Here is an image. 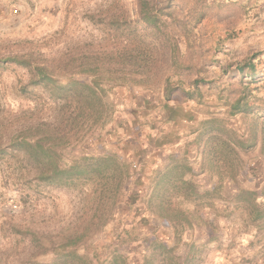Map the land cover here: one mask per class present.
Segmentation results:
<instances>
[{"label": "rangeland", "instance_id": "obj_1", "mask_svg": "<svg viewBox=\"0 0 264 264\" xmlns=\"http://www.w3.org/2000/svg\"><path fill=\"white\" fill-rule=\"evenodd\" d=\"M115 2L0 0L1 140L22 126L24 117L36 107L34 98L26 91L28 71L5 61V57L29 51L57 60L82 55L83 61L90 65L95 62L93 52L106 50L107 42L112 47L120 39L115 38L118 30H110L103 23L113 10L107 11L111 3L120 10ZM123 3L128 16L136 19V0ZM154 3L166 20V32L153 35L138 27L137 32L129 31V46L140 40V45L154 47L156 66L154 73L148 71L152 81H101L108 89L105 100L113 107L111 118L63 151L66 163L82 154L114 152L130 165H137L131 169L112 219L91 239V248L86 250L90 256L103 260L116 249L126 256L127 264H139L156 241L175 244L181 260L189 243L196 241L192 254L196 264H264V248L256 241L254 231L238 212L229 211L233 181H223L224 198L215 201L216 209H205L202 213L208 218V225L185 229L178 235L166 219L151 212L147 201L151 171L162 168L174 155L186 156L195 170L194 179L200 191L217 183V178L203 168H207L202 162L208 146L204 143L207 135L200 141L196 138L201 120L211 116L225 118L240 134L252 117L263 118L260 115L264 113V101L259 99L251 100L256 107L251 117L231 115L229 105L246 86L252 95L264 98V0H154ZM174 43L178 49L173 62H169L173 53L169 46ZM249 60L255 64L257 75L254 82L246 85L249 78L236 67ZM122 70L128 72L123 73L127 76L140 75L132 74L134 71L127 66ZM76 77L83 81L93 78L87 72ZM165 92H170L168 101ZM171 142L175 144L167 148L170 151L164 150V143ZM238 152L241 161L236 184L260 193L264 183V153L259 145ZM23 174L24 167L14 159H0V264H21L32 249L27 248L21 235L13 233L14 224L24 221L54 235L75 219V211L81 205L76 191L42 184L22 185ZM262 200L259 196L258 201Z\"/></svg>", "mask_w": 264, "mask_h": 264}, {"label": "trees", "instance_id": "obj_2", "mask_svg": "<svg viewBox=\"0 0 264 264\" xmlns=\"http://www.w3.org/2000/svg\"><path fill=\"white\" fill-rule=\"evenodd\" d=\"M116 1L114 5H118L120 10L112 7L111 3L107 11L113 10L103 23L110 30H118L115 38L120 39L114 41L117 47H111L112 43L107 42L106 50L91 54L95 61L92 64L84 62L82 55L57 60L29 51L5 57V61L28 71L26 91L34 98L36 107L26 119L24 117L22 126L11 130L5 140L0 139V159L12 158L24 167L21 178L24 186L42 184L66 188L68 192L76 191L81 198L75 219L54 235L24 221L13 225V233L21 235L27 242V248H32L21 264H127L126 256L116 249L100 260L90 256L86 248H91V239L112 219L115 205L122 197L136 163L130 165L114 152L82 154L72 157L68 163L63 155L64 149L77 144L96 126H103L111 118L113 107L105 100L108 89L101 81L141 83L153 79L149 73H154L156 66L154 47L142 46L140 40L129 46V31L137 32L138 27L151 31L153 35L165 33L166 20L157 10L154 0H136V19L128 16L123 0ZM169 47L173 53L167 61L173 62L178 44ZM110 65H117V68L112 70ZM126 66L129 71H134L132 74L140 75L123 74L128 73L122 70ZM236 70L249 78L246 85L255 81L257 71L251 60L238 64ZM84 72L91 73L93 78L83 81L76 77ZM248 89V86L241 88L230 103L231 115L250 116L256 109L251 100L264 101ZM165 93L166 101L170 100V92ZM188 95L192 94L188 92ZM260 117L263 118L252 117L251 123L240 134L225 118L211 116L200 121L196 138L200 141L207 135L204 143L208 146L202 162L207 168H203L217 178L211 189H198L195 170L185 155H174L162 168L151 171L148 206L151 212L172 225L175 235L185 229L208 225L209 220L202 213L205 209H216L215 201L224 198L222 184L228 179L235 183L229 198L232 204L230 213H239L264 248V183L260 193L236 184L241 161L238 149L259 145L264 153V113ZM259 196L263 199L261 202L258 201ZM195 245L196 241L189 243L187 254L181 260L175 244L156 241L139 264H196L192 255Z\"/></svg>", "mask_w": 264, "mask_h": 264}, {"label": "crops", "instance_id": "obj_3", "mask_svg": "<svg viewBox=\"0 0 264 264\" xmlns=\"http://www.w3.org/2000/svg\"><path fill=\"white\" fill-rule=\"evenodd\" d=\"M174 144H175V142L174 143H164V150H167L168 152L170 151V150H168L167 148H171L172 146H174ZM166 158V157H165Z\"/></svg>", "mask_w": 264, "mask_h": 264}, {"label": "built area", "instance_id": "obj_4", "mask_svg": "<svg viewBox=\"0 0 264 264\" xmlns=\"http://www.w3.org/2000/svg\"><path fill=\"white\" fill-rule=\"evenodd\" d=\"M133 166L136 168L137 165L136 164H133Z\"/></svg>", "mask_w": 264, "mask_h": 264}]
</instances>
